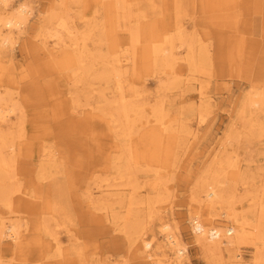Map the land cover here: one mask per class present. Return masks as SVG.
I'll use <instances>...</instances> for the list:
<instances>
[{
  "label": "bare ground",
  "instance_id": "1",
  "mask_svg": "<svg viewBox=\"0 0 264 264\" xmlns=\"http://www.w3.org/2000/svg\"><path fill=\"white\" fill-rule=\"evenodd\" d=\"M249 60L230 124L176 188L185 243L159 190L213 130L211 80ZM40 100L56 130L27 109ZM244 137L264 141V0H0V264H111L115 231L114 264H190L191 244L209 264H264V161L240 158Z\"/></svg>",
  "mask_w": 264,
  "mask_h": 264
},
{
  "label": "rangeland",
  "instance_id": "2",
  "mask_svg": "<svg viewBox=\"0 0 264 264\" xmlns=\"http://www.w3.org/2000/svg\"><path fill=\"white\" fill-rule=\"evenodd\" d=\"M36 14V12H35ZM34 14V15H35ZM257 20V19H256ZM257 26H259V23H256ZM255 26V25H252ZM257 26L254 27L255 29H258ZM19 53L18 50L15 51V54L17 55ZM19 56V54H18ZM258 63L260 64V62L258 61ZM253 66V61L249 60L248 63H246V66L244 65L245 69H242V67L237 68H233V69H229L228 71H225L224 73H221V77L220 76H214V78L211 80V94H216L215 98L217 99V106L214 107V113L212 114V131L207 132L204 128H200V137L197 138L195 141L196 144L194 145L193 150H187L185 151V155L183 158H181V162L179 163L178 160L176 161V167L173 168L175 170V174L176 176L170 180H168L166 182V186L168 187V189H160L159 192H161V190H164L163 193H168L169 195L171 194H175L174 197L171 198L172 203L169 204V200H166L167 195L164 196V201H161L158 206H161L162 204L164 205H168V209L165 210L166 212H172V214H174L176 216V221L178 220V228L180 229L181 235H182V239L185 243H190L189 240V235H190V225L187 223V216H186V200H187V195L185 193H182L180 191V189L178 191H176V188L178 189L179 187L183 186V182H184V175H186V171H188V175L190 173H197V171L199 170L198 168L200 167V163L204 162L205 160L208 159V154L210 152H212L213 148L216 146L217 142H218V138L223 134V129L227 124H230V117L229 115L231 114L230 109L232 107V103L231 105L228 104L227 100L229 98H234L235 96H237L239 94V92H242V88L245 86L244 84V77H245V73L246 71H248L250 67ZM243 67V68H244ZM255 67V66H253ZM261 67V66H260ZM256 68V67H255ZM248 69V70H247ZM147 86L149 87L150 90H153L154 88V80L149 77L147 78L146 81ZM32 101H30L31 103ZM31 107H28L27 109L31 112V111H41L40 113L42 114V119L47 120V118H49V120L52 123L56 124V128L58 127V121L56 120V122L50 117L48 116L49 112H46L45 109L48 108L47 106V100H40V101H36L34 102V104H31ZM33 115H36L34 113H32ZM215 115V116H213ZM54 117H56L55 115H53ZM234 116V115H233ZM194 124V123H193ZM195 127V124L193 125ZM47 131H44L43 134H45ZM56 131H48L49 134H53ZM68 135V134H67ZM39 137V136H38ZM75 136L69 135L67 136V139H65L64 143L69 142L70 140H73ZM38 142L41 141V138H38L37 140ZM76 143V142H75ZM75 143L73 144L75 149L74 151H80V148H77V146L75 145ZM234 148L237 149L240 153V158L243 157L244 154H246L247 156H249V158L252 160L253 163H257V162H262L264 161V141H261L260 139H258V137H252V138H242L238 143H236L234 145ZM103 152V150H102ZM101 156V157H100ZM98 155V158L100 159V161H102L103 159V153H101V155ZM71 165V163H69V166ZM82 166V165H81ZM81 166H77V165H73L72 169H74L75 173L74 176L79 179V174H81L83 171V168ZM171 168V167H170ZM198 169V170H197ZM167 169L163 170V172H165ZM197 170V171H196ZM174 174V173H172ZM30 175V174H29ZM29 175H25L24 177L18 176V178H20L17 182L20 183L22 186H30L32 184V186H36V182H34L33 180H27L29 178ZM171 175V174H168ZM187 178V177H186ZM193 179V178H192ZM44 184H50L49 180H44V182H42L40 185ZM182 184V185H181ZM37 186L38 188H42ZM238 185V184H237ZM31 186V187H32ZM45 186V185H44ZM177 186V187H176ZM239 186V185H238ZM46 189H50L49 187H45ZM240 188V187H238ZM146 190H144L142 195H148V189L145 188ZM183 189V187L181 188V190ZM74 191V189H72ZM95 194L96 189L94 190ZM156 194V193H155ZM0 209L2 210H6L5 208L0 207ZM168 212V213H169ZM16 215L18 217H22L26 216L27 214L22 212V211H17ZM0 216L2 218H4L5 220L8 218V214L6 212H0ZM49 214H46L45 217H49ZM224 221H218L217 225H221ZM107 225H109L108 223H106ZM106 225V226H107ZM71 228L75 229L78 227V222L74 221L71 225ZM111 235L116 236V238H113L114 240L109 242V240H107V238L103 239L102 242L104 244V249L100 251L102 253H105L104 256L106 257V260L110 262L113 261L114 264V260L116 259L115 254L113 253L114 248L118 247V249L123 248V240L121 239L122 234L118 231L112 232ZM47 236H45L46 238ZM49 238V237H48ZM60 238L63 240V245L67 246L68 243L66 242V238H65V234L62 233L60 235ZM161 238V237H160ZM108 241V242H107ZM29 247L33 250L36 248V245H29ZM109 247V248H108ZM108 251H105L107 250ZM188 256L190 259V264H209L206 262V260L204 259L203 255L199 252L198 248L194 245H190L188 248ZM250 250V249H249ZM246 253L249 254L248 251H245ZM120 254L124 257V259H129V257L127 255L129 254H125V251L120 252ZM14 256V255H13ZM11 256V257H13ZM15 258V257H13ZM12 258V259H13ZM14 261V260H13ZM16 262V261H15ZM130 264H143L142 260L140 258H132L128 261Z\"/></svg>",
  "mask_w": 264,
  "mask_h": 264
},
{
  "label": "built area",
  "instance_id": "3",
  "mask_svg": "<svg viewBox=\"0 0 264 264\" xmlns=\"http://www.w3.org/2000/svg\"><path fill=\"white\" fill-rule=\"evenodd\" d=\"M245 257L248 256L247 253L244 251Z\"/></svg>",
  "mask_w": 264,
  "mask_h": 264
}]
</instances>
